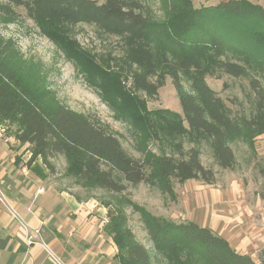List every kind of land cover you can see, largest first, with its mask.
<instances>
[{
	"label": "trees",
	"instance_id": "1",
	"mask_svg": "<svg viewBox=\"0 0 264 264\" xmlns=\"http://www.w3.org/2000/svg\"><path fill=\"white\" fill-rule=\"evenodd\" d=\"M163 3L170 15L168 23L163 30L153 31L140 0H0L1 24L14 22V6L22 4L31 18L53 25L49 35L54 40L58 39L56 26L65 23H85L98 32L121 37L128 60L139 69L130 77L132 89L154 95L169 76L181 109L177 113L159 108L139 116L151 136L165 137L166 151L135 158L123 147L117 132L96 115L72 110L59 101L45 103L39 99L18 76L15 44L0 35V124L15 125L14 137L29 145V162L39 158L53 171L50 157L63 155L65 173L85 190L119 194L129 185L143 182L159 185L163 193H172L170 179L179 183L188 179L209 184L215 181L216 171L201 162L198 147L183 146L186 138L206 140L214 164L220 169H233L236 157L230 140L252 144L256 137L264 135V87L258 79H249L254 93L253 110L244 117L232 115L218 93L204 81L206 75L244 77L247 71L244 62L225 54L233 49L231 40L240 36L242 29L222 21L216 24L212 18L264 22V8L242 0L199 8L192 7L189 0ZM229 31L233 33L229 35ZM205 49L210 56H205ZM172 52L178 55L172 57ZM184 83L190 91L185 90ZM101 203L108 207L107 230L122 263L153 264L147 248L126 226L121 207ZM132 207L156 257L164 264H256L249 254L231 247L227 239L208 226L163 218L138 204Z\"/></svg>",
	"mask_w": 264,
	"mask_h": 264
},
{
	"label": "rangeland",
	"instance_id": "2",
	"mask_svg": "<svg viewBox=\"0 0 264 264\" xmlns=\"http://www.w3.org/2000/svg\"><path fill=\"white\" fill-rule=\"evenodd\" d=\"M140 1L143 12L152 23L151 29L163 30L170 17L163 0ZM189 1L192 7L199 8L214 6L225 0ZM242 1L264 8V0ZM14 10L17 14L15 21L0 23V35L15 44L18 76L39 99L45 103L59 101L72 110L96 115L117 132L123 147L135 158L143 159L166 151L165 137L157 139L151 136L142 126L139 116L159 108L181 113L169 76L165 77L164 84L154 95L135 91L130 77L139 69L128 60L127 48L121 37L98 32L89 24L65 23L56 26L58 39L54 40L49 35L53 25L31 18L22 4L14 6ZM212 20L216 24L222 21L242 29L240 36L231 40L233 49L225 54L229 59L244 62L247 71L244 77L225 73L206 75L204 81L218 93L232 115L248 116L254 102L249 79H258L264 87V22L218 17ZM232 33L228 32L229 35ZM261 35L262 38L255 39ZM237 41L244 44L239 45ZM248 42L251 45L249 50L246 47ZM152 45L156 47L153 41ZM177 55V52H172V57ZM205 56H210L206 49ZM184 85L185 90L190 91L187 83ZM6 125L14 135L15 125ZM23 144L25 149L29 148L27 143ZM229 144L235 154L236 165L233 169H220L213 162L206 140L186 138L183 146L198 147L201 162L216 171L215 181L209 184L188 179L179 183L170 179L172 193H163L159 185L149 186L143 182L129 185L119 194L100 189L85 190L75 183L74 177L65 173L67 163L60 154L49 159L54 165L53 171L45 169L50 181L58 188L82 198H97L109 203L110 208L120 206L126 217V226L147 248L153 264H164V261L156 257L132 204H138L163 218L208 226L227 239L231 247L249 254L256 264H264V135L256 137L252 144L238 140H230ZM26 156H29L28 153Z\"/></svg>",
	"mask_w": 264,
	"mask_h": 264
},
{
	"label": "crops",
	"instance_id": "3",
	"mask_svg": "<svg viewBox=\"0 0 264 264\" xmlns=\"http://www.w3.org/2000/svg\"><path fill=\"white\" fill-rule=\"evenodd\" d=\"M5 128L0 192L23 223L41 229L45 246L28 245L21 222L0 203V264H123L107 230L108 207L97 198L77 199L58 188L41 160L29 162L25 144Z\"/></svg>",
	"mask_w": 264,
	"mask_h": 264
},
{
	"label": "built area",
	"instance_id": "4",
	"mask_svg": "<svg viewBox=\"0 0 264 264\" xmlns=\"http://www.w3.org/2000/svg\"><path fill=\"white\" fill-rule=\"evenodd\" d=\"M4 132H5V126L3 124H0V137ZM0 203L3 204L4 206H6L7 209H9V211L12 213L13 217L16 220L21 222V224L25 230V240H26V243L28 245L35 244V243L44 245L42 240H41V236H40L41 229L39 227H35V228L30 227V226L26 225L25 223H23L20 220L19 216L12 209H10L8 203L6 202L4 196L2 195L1 192H0ZM53 257L56 258L55 256H53Z\"/></svg>",
	"mask_w": 264,
	"mask_h": 264
}]
</instances>
